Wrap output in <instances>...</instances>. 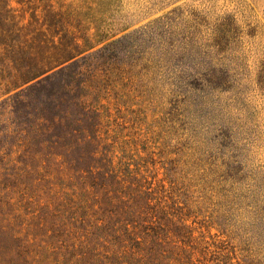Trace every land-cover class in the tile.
<instances>
[{"label": "trees", "instance_id": "trees-1", "mask_svg": "<svg viewBox=\"0 0 264 264\" xmlns=\"http://www.w3.org/2000/svg\"><path fill=\"white\" fill-rule=\"evenodd\" d=\"M102 17L96 0H0V264H264V186L230 128L202 158L113 119L128 36ZM208 73L176 86L177 113Z\"/></svg>", "mask_w": 264, "mask_h": 264}, {"label": "rangeland", "instance_id": "rangeland-1", "mask_svg": "<svg viewBox=\"0 0 264 264\" xmlns=\"http://www.w3.org/2000/svg\"><path fill=\"white\" fill-rule=\"evenodd\" d=\"M96 1L104 13L97 25L110 26L115 38L128 36L103 100L113 119L202 158L218 154L219 129L230 128L242 176L264 186V0ZM135 57L148 63L129 69ZM209 70L218 79L197 81L208 95L190 90V106L177 113L176 86L186 89L192 75ZM207 82L225 91L212 92ZM260 226L256 249L264 248V221ZM234 243L249 245L245 235Z\"/></svg>", "mask_w": 264, "mask_h": 264}]
</instances>
